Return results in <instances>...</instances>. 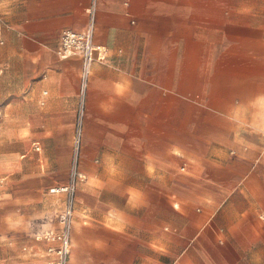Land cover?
<instances>
[{
    "label": "crops",
    "instance_id": "1",
    "mask_svg": "<svg viewBox=\"0 0 264 264\" xmlns=\"http://www.w3.org/2000/svg\"><path fill=\"white\" fill-rule=\"evenodd\" d=\"M91 9L67 264H264V0H0V264H57Z\"/></svg>",
    "mask_w": 264,
    "mask_h": 264
},
{
    "label": "built area",
    "instance_id": "2",
    "mask_svg": "<svg viewBox=\"0 0 264 264\" xmlns=\"http://www.w3.org/2000/svg\"><path fill=\"white\" fill-rule=\"evenodd\" d=\"M1 27V22H0ZM95 18L94 9L90 11L88 27L83 31L66 30L61 37L58 55L61 59L79 56L83 61L80 105L78 110V121L74 139V163L71 182L67 186L57 187L50 190L52 194H60L66 197L65 209L61 216V229L46 237L49 242L59 243L58 247L51 249L57 256V264H67L71 255V228L75 215L74 196L76 192V181L84 180L86 177L78 172L77 163L81 148L82 129L86 110V99L92 65L96 61H104L106 58L105 49L94 44Z\"/></svg>",
    "mask_w": 264,
    "mask_h": 264
},
{
    "label": "rangeland",
    "instance_id": "3",
    "mask_svg": "<svg viewBox=\"0 0 264 264\" xmlns=\"http://www.w3.org/2000/svg\"><path fill=\"white\" fill-rule=\"evenodd\" d=\"M61 215H62V214H60V217L57 216L56 219H54L55 222L57 223V228H58V229H57L55 232H50V233H48V234L42 236V237H41V241H46V242H48V240L46 239V237L50 236V235L53 234V233L58 232V231L61 229ZM34 238H35V240L37 241V237H34ZM58 244H59V243H56V247H58Z\"/></svg>",
    "mask_w": 264,
    "mask_h": 264
}]
</instances>
